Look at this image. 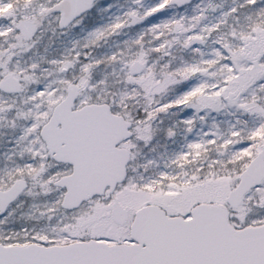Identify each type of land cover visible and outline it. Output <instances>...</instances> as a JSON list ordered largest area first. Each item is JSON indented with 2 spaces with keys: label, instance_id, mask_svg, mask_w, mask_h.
<instances>
[{
  "label": "snow or ice",
  "instance_id": "snow-or-ice-1",
  "mask_svg": "<svg viewBox=\"0 0 264 264\" xmlns=\"http://www.w3.org/2000/svg\"><path fill=\"white\" fill-rule=\"evenodd\" d=\"M0 264H264V0H0Z\"/></svg>",
  "mask_w": 264,
  "mask_h": 264
}]
</instances>
